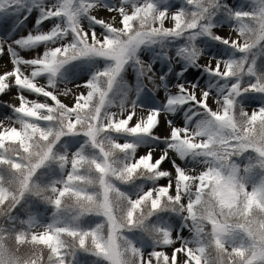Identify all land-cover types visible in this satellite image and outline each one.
Instances as JSON below:
<instances>
[{
	"label": "snow or ice",
	"instance_id": "1",
	"mask_svg": "<svg viewBox=\"0 0 264 264\" xmlns=\"http://www.w3.org/2000/svg\"><path fill=\"white\" fill-rule=\"evenodd\" d=\"M185 2L187 8L169 11L154 0H120L107 9L111 15L101 18L100 0H55L37 5L36 26L46 30L9 43L6 34L16 24L14 17L22 13L26 20L32 2L0 0V57L5 49L11 56V66L0 70V97L18 90L17 102L9 105L16 118L0 119V264H95L93 258L103 264H264V106L249 109L240 103L246 94L264 99V64L257 66V50L264 51V6L232 12V32L221 35L213 31L224 7L220 0ZM82 17L102 31L86 30ZM46 21L52 22L50 28ZM202 36L242 55L209 59L196 44ZM179 39L185 43L177 56L223 81L221 94L179 84L163 109L134 101L111 111L116 106L111 94L119 90L129 64L143 78L141 92L158 87L156 74L138 52L159 47L157 55H166V42ZM39 47L43 50L31 58L20 55ZM92 57L109 63L82 86L58 87L66 66ZM184 105L199 110L189 121L203 118L183 127L168 121L162 154H137L136 144L108 136H152L162 111L174 113ZM64 137H83L84 143L71 154L59 152ZM89 147L99 156L89 158ZM172 154L181 160L199 157L202 166L179 167ZM52 166L60 178L45 183L38 174ZM85 166L97 176L82 175ZM138 176L161 183L132 198L118 184ZM81 184L98 190L88 192ZM41 205L52 209L48 222L40 219ZM169 211L181 217L192 240L181 241L152 222L155 214ZM90 217L99 221L82 226ZM134 231L157 247L147 253L137 247L127 235ZM25 247L29 255L21 253Z\"/></svg>",
	"mask_w": 264,
	"mask_h": 264
},
{
	"label": "rangeland",
	"instance_id": "2",
	"mask_svg": "<svg viewBox=\"0 0 264 264\" xmlns=\"http://www.w3.org/2000/svg\"><path fill=\"white\" fill-rule=\"evenodd\" d=\"M31 2L32 11L26 20L23 19L22 13H19L16 17H14L16 24L14 25L13 29L6 34L9 43H11L13 39H18L30 31L36 32L46 30L36 26V20L40 15L37 5H47L49 3H54L55 0H31ZM154 2L159 8H168L169 11H175L179 8H187L185 0H154ZM220 3L224 5V7L217 14L213 21V23L216 25L213 31L221 35H227V33L232 32L234 27V21L231 17L232 12L237 10L251 11L264 6V0H220ZM119 4L120 0H100V6L97 10L99 17L107 18V16L111 15L107 12V9L109 7H118ZM80 22L86 30H91L94 28L98 33L102 31L99 25L92 24V22L86 17H82ZM20 23H25L27 25L21 26L20 29L22 30H20ZM45 23L48 25V28H50L52 25L51 21H46ZM184 43V39L166 42L165 46L168 49L166 55H157V53L160 52L159 47L142 48L138 52L139 58L151 66L153 72L156 74L155 84L158 87L154 88L152 92H148L146 89L141 92V89L144 87L143 78L140 76L139 70L133 64H129L121 74V84L119 90H114V93L111 94L116 106L112 107L110 110L118 111L119 105L121 103H124L127 106L134 101L138 106L146 109H163L166 98L168 95L175 93L177 90V85L179 84H184L185 86L195 84L198 86V88L210 90L211 95L219 96L221 94V85L223 84V81H219L218 78L205 72L202 68L194 66L186 62L183 58L177 56L178 48L183 46ZM196 44L198 47L204 50V52L207 54V58L209 59L212 57L217 59L239 58L242 55L235 49L222 45L218 41L211 40L207 36L198 37ZM42 50V47L26 49L20 52V55L24 56V58H31L36 54V52ZM167 56H171L173 59L168 60L166 58ZM201 62H203V58ZM108 63L109 61L99 57L86 58L73 62L72 64L66 66V69L62 75L58 77V87L64 88L66 86L68 88H74L77 85L82 86L95 71L102 70ZM262 64H264V51L257 50L258 68H260ZM10 66L11 56L7 52V49H5V55L0 57V70L9 68ZM161 76L164 77L163 80L159 79ZM46 79V77L40 78L41 82H46ZM149 87L152 86L150 85ZM17 91L18 90L16 89H12L5 96L0 97V119L16 118V114L12 111L9 105L17 102ZM29 95L32 98L40 99L41 101H47V98H37L35 97V94ZM246 96H248V99H242L240 102L241 106L249 109L264 106V99L260 97V94H246ZM137 97H139L138 100L136 99ZM193 111L198 112L199 110L193 109L191 105H184L182 107H178L174 113L162 111L161 124L157 129L153 130L152 136H131L123 133H110L108 136L117 142H130L136 144L138 146L137 154H143L149 150L156 154H162L164 151H167V141L164 137L168 134V121H171L172 126L178 127L194 125L197 120L202 119L203 117L202 115H197L196 117H193L191 121H189V117L192 115ZM156 137L160 138L157 139ZM83 143V137H64L57 146V151H67L69 154H71V152L77 150V148H79ZM86 154L89 156V158L99 156L98 151L92 149L91 147L87 149ZM172 158L176 161V164L182 168L199 169L202 166L201 158L199 157L194 158L190 156L181 160L178 155L172 154ZM119 159H125L124 155L120 154ZM167 164L168 162L166 161L165 166H167ZM81 174L86 177L97 176L95 169H89L88 166H85ZM39 175L43 176L45 183H49L53 179H59L61 173L58 168L52 166L51 168L42 169ZM159 183L161 182L155 181L147 176H138L128 184H118V186L122 191L126 192L132 198H136L149 188L158 186ZM79 187L85 188L88 192L98 190L87 184H81ZM51 214L52 209L50 207L43 205L40 206L39 216L43 222H48V220L51 218ZM98 221L99 218H85V220L82 221V226L90 227ZM152 222L171 229L174 235H179L181 237V241L193 239V234L188 228L182 226L183 221L181 217L174 212L168 217H163L162 219H157L155 221L152 220ZM127 235L134 241L137 247L142 248V250H144L146 253L157 247L152 242L151 238L146 234L134 231L133 233H127ZM181 241H178L177 243H180ZM20 251L22 254H24L23 252L30 254L31 250L28 247H25ZM93 260L96 264H103V261L96 260V258H93ZM91 263L92 261L89 262V264Z\"/></svg>",
	"mask_w": 264,
	"mask_h": 264
},
{
	"label": "trees",
	"instance_id": "3",
	"mask_svg": "<svg viewBox=\"0 0 264 264\" xmlns=\"http://www.w3.org/2000/svg\"><path fill=\"white\" fill-rule=\"evenodd\" d=\"M21 26H26L27 24L25 23H20ZM39 175V174H38ZM173 212H163V213H158V214H155L151 220H157V219H162L163 217H168L169 215H171ZM25 255H29L28 253L26 252H23ZM92 264V263H91ZM96 264V263H95Z\"/></svg>",
	"mask_w": 264,
	"mask_h": 264
},
{
	"label": "bare ground",
	"instance_id": "4",
	"mask_svg": "<svg viewBox=\"0 0 264 264\" xmlns=\"http://www.w3.org/2000/svg\"><path fill=\"white\" fill-rule=\"evenodd\" d=\"M227 34H230V33H227Z\"/></svg>",
	"mask_w": 264,
	"mask_h": 264
}]
</instances>
